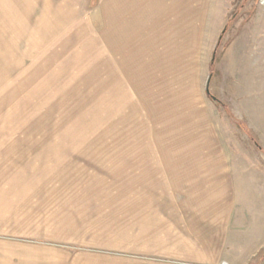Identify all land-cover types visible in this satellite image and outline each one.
I'll list each match as a JSON object with an SVG mask.
<instances>
[{
  "label": "rangeland",
  "instance_id": "374dc122",
  "mask_svg": "<svg viewBox=\"0 0 264 264\" xmlns=\"http://www.w3.org/2000/svg\"><path fill=\"white\" fill-rule=\"evenodd\" d=\"M196 1L174 30L124 28L113 0H0V264L108 251L114 162L227 154L263 176L264 0Z\"/></svg>",
  "mask_w": 264,
  "mask_h": 264
},
{
  "label": "crops",
  "instance_id": "0c3cea01",
  "mask_svg": "<svg viewBox=\"0 0 264 264\" xmlns=\"http://www.w3.org/2000/svg\"><path fill=\"white\" fill-rule=\"evenodd\" d=\"M195 1L113 0V10L124 28L137 14L138 28L155 17L175 30ZM122 162L111 169L127 188V214L99 231L109 250L86 251L80 264H264L262 169L244 161L236 176L229 155L212 153Z\"/></svg>",
  "mask_w": 264,
  "mask_h": 264
},
{
  "label": "water",
  "instance_id": "95a60500",
  "mask_svg": "<svg viewBox=\"0 0 264 264\" xmlns=\"http://www.w3.org/2000/svg\"><path fill=\"white\" fill-rule=\"evenodd\" d=\"M223 33H225V30L223 31ZM221 39H222V37H220L219 41H221ZM215 57H216V52L213 55L212 64L215 61ZM211 81H212V75L209 76L208 81H207V84H206V93H207L208 96L211 95V92H210V84H211ZM212 99L213 100H216L214 97H212Z\"/></svg>",
  "mask_w": 264,
  "mask_h": 264
}]
</instances>
